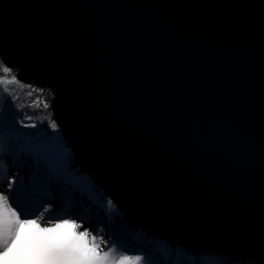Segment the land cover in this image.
<instances>
[{
	"label": "water",
	"instance_id": "1",
	"mask_svg": "<svg viewBox=\"0 0 264 264\" xmlns=\"http://www.w3.org/2000/svg\"><path fill=\"white\" fill-rule=\"evenodd\" d=\"M0 59L121 217L264 264V0H0Z\"/></svg>",
	"mask_w": 264,
	"mask_h": 264
},
{
	"label": "snow or ice",
	"instance_id": "2",
	"mask_svg": "<svg viewBox=\"0 0 264 264\" xmlns=\"http://www.w3.org/2000/svg\"><path fill=\"white\" fill-rule=\"evenodd\" d=\"M12 72L0 61V264H175L172 253L145 255L128 248L112 201L85 182L56 135L20 131L37 124L24 112L32 105L17 103L10 88L30 86ZM4 93L13 107L4 106ZM49 127L58 126L53 121ZM18 164L26 167L24 175L15 170ZM185 264L204 262L191 258Z\"/></svg>",
	"mask_w": 264,
	"mask_h": 264
},
{
	"label": "trees",
	"instance_id": "3",
	"mask_svg": "<svg viewBox=\"0 0 264 264\" xmlns=\"http://www.w3.org/2000/svg\"><path fill=\"white\" fill-rule=\"evenodd\" d=\"M12 74L15 75V71H13ZM0 75H2V73H0ZM24 85L30 86V87H25L24 89L21 90L17 86L12 85L10 86V88H12V90L20 98L19 101H17V103H22L24 105H32V107H25L24 112L33 117V120L36 122L37 127H36L35 132H33L31 128H21L20 131H23L26 133H38V132L43 131L48 136H50V134L58 135L59 132L57 131V129L52 130L49 127V124L53 122L51 114H50V105H49L50 93L49 91L46 89L45 90L37 89L33 85H27V84H24ZM0 88H2V86H0ZM29 91L33 93L31 96L27 95ZM44 103H47L49 106L45 108L43 106ZM3 104L6 108L13 107L12 100L10 97H8L6 93L3 94ZM37 104L39 106H36ZM13 111H15L14 108H13ZM61 141H64V140L62 139ZM63 144L65 147H67L65 142H63ZM70 156H71L72 166L74 168H77L79 173L81 174L82 171L81 169H79V166H78L80 162L73 154H70ZM4 158L8 166L12 165L11 157H9L7 153L4 154ZM8 162L9 163L11 162V164H9ZM16 168H18L17 171L21 175L25 174L24 169L26 170V167H22L18 164L15 166V170ZM11 169H14L13 165L11 166ZM116 218L119 221L120 234L126 240L127 246L131 251H135L137 253H143L145 255H148L149 253H152V252L156 254H159V253L165 254V250H166L165 247L168 246L171 248L170 253H172L173 257L180 258L182 254L185 253V252L182 253L181 251L176 250L174 247L164 242L155 240V238L151 236L149 233H147L146 231H144V229L137 227L135 224H133L129 219L125 218L124 216L123 217L118 216ZM135 236L137 237L138 240L134 238ZM185 254H188V253H185ZM187 257L188 255H185V257H182L181 260L185 262L186 261L189 262L190 260H187L186 259ZM153 258H156V257L154 256ZM227 258L228 257L222 256L224 264L234 263L231 260H227Z\"/></svg>",
	"mask_w": 264,
	"mask_h": 264
},
{
	"label": "rangeland",
	"instance_id": "4",
	"mask_svg": "<svg viewBox=\"0 0 264 264\" xmlns=\"http://www.w3.org/2000/svg\"><path fill=\"white\" fill-rule=\"evenodd\" d=\"M31 130L33 131V132H35V130H36V128L35 129H32L31 128ZM58 132H59V134L58 135H56V137L58 138V139H60V140H64V141H62V143L63 142H65L66 141V138L64 137V135L62 134V132H60L59 130H57ZM52 134H50V136H51ZM66 143V142H65ZM69 149V147H66V149ZM67 149V150H68ZM68 152L70 153V154H72L69 150H68ZM9 163V162H8ZM9 164H11V162L9 163ZM11 166L12 165H9L8 167H9V171L11 172L13 169H11ZM18 168H16V170H17ZM77 171H78V169L77 168H75ZM24 171H25V173H26V171H27V169L25 170L24 169ZM21 172V171H20ZM79 172V171H78ZM86 181V180H85ZM87 182V181H86ZM96 186V185H95ZM94 186V187H95ZM96 189H97V187H95ZM107 199H109V198H107ZM109 200H111V199H109ZM112 201V200H111ZM112 204H113V207L115 208V210L119 213V217H121V214H122V210L112 201ZM54 208H55V205H54ZM118 217V216H117ZM115 224H116V226H119V221H118V219L116 218V220H115ZM108 230H110V229H108L107 228V226H106V231H108ZM107 238V237H106ZM165 254L167 255L168 253H170V247H168V246H166L165 247ZM135 252V251H134ZM137 253V252H136ZM185 255H188V257L186 258L187 260H190L191 261V258H195V259H197V260H203V262L205 261V254H202V256L200 255V254H195V253H188V254H182V256L180 257V258H177V257H173L174 258V261H175V258H177V259H179V263L180 264H185V261H183V260H181V258L182 257H185ZM190 255V256H189ZM218 257L219 256H217V258H215V260L216 261H218ZM189 261V262H190ZM215 264H218V263H215Z\"/></svg>",
	"mask_w": 264,
	"mask_h": 264
},
{
	"label": "bare ground",
	"instance_id": "5",
	"mask_svg": "<svg viewBox=\"0 0 264 264\" xmlns=\"http://www.w3.org/2000/svg\"><path fill=\"white\" fill-rule=\"evenodd\" d=\"M205 257L206 258H205L204 264H213L214 263L213 253L206 252Z\"/></svg>",
	"mask_w": 264,
	"mask_h": 264
}]
</instances>
